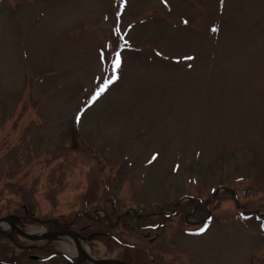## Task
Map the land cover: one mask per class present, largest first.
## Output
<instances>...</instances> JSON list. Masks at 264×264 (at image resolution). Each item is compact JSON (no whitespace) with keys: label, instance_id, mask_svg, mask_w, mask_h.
I'll return each mask as SVG.
<instances>
[{"label":"rangeland","instance_id":"obj_1","mask_svg":"<svg viewBox=\"0 0 264 264\" xmlns=\"http://www.w3.org/2000/svg\"><path fill=\"white\" fill-rule=\"evenodd\" d=\"M21 205L80 215L34 239L79 264H264V0H0V215Z\"/></svg>","mask_w":264,"mask_h":264},{"label":"flooded vegetation","instance_id":"obj_2","mask_svg":"<svg viewBox=\"0 0 264 264\" xmlns=\"http://www.w3.org/2000/svg\"><path fill=\"white\" fill-rule=\"evenodd\" d=\"M7 217L10 218L0 223V238L5 240V242L0 241V264H63L62 262L79 264L77 258H68L64 252L52 248L48 242L41 245L35 244L34 239L41 237L32 235L36 226L42 227L41 230L44 231L42 238L55 240L58 238L57 235L63 236L65 233L75 232L71 228V223L66 224V221L61 218L38 219L35 217L32 205H21L20 213L0 215V220ZM105 217L108 220L109 217ZM84 233L88 234L86 237L92 235L86 227L75 234L83 236ZM38 252L42 253L36 255L35 253ZM131 255L132 257L121 256L116 259L127 264L141 263L139 256L133 253Z\"/></svg>","mask_w":264,"mask_h":264},{"label":"bare ground","instance_id":"obj_3","mask_svg":"<svg viewBox=\"0 0 264 264\" xmlns=\"http://www.w3.org/2000/svg\"><path fill=\"white\" fill-rule=\"evenodd\" d=\"M33 236H38V237H43L44 236V231L43 230H37V231H34L33 232V234H32ZM65 238H68L69 240H73L70 236H66ZM74 242V241H73ZM78 242V244H76L75 242V252H76V254H84V255H89L90 256V250H89V247H88V244H87V242H84V241H77ZM72 247V246H71ZM69 253L70 254H75L74 253V251L71 249V250H69ZM68 253V254H69Z\"/></svg>","mask_w":264,"mask_h":264},{"label":"snow or ice","instance_id":"obj_4","mask_svg":"<svg viewBox=\"0 0 264 264\" xmlns=\"http://www.w3.org/2000/svg\"><path fill=\"white\" fill-rule=\"evenodd\" d=\"M162 2H163V0H162ZM113 64H114V66H115L116 68H118V67L120 66L119 53H116V54L114 55ZM109 82H110V81H106L105 84H104L103 86H101V88L98 90V93H97V94H99V92H102V91L104 90V88L107 86V83H109ZM93 99H95V97H93ZM198 231H199V232H203L204 229L201 228V229H199Z\"/></svg>","mask_w":264,"mask_h":264},{"label":"water","instance_id":"obj_5","mask_svg":"<svg viewBox=\"0 0 264 264\" xmlns=\"http://www.w3.org/2000/svg\"><path fill=\"white\" fill-rule=\"evenodd\" d=\"M80 256H82V257H85V258H88L86 255H84V254H80ZM89 259V258H88ZM90 260V259H89ZM93 263H95V264H101V263H103L102 261H93ZM112 263L113 264H125V263H122V262H120V261H112Z\"/></svg>","mask_w":264,"mask_h":264}]
</instances>
